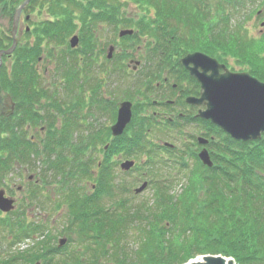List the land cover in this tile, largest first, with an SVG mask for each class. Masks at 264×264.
I'll list each match as a JSON object with an SVG mask.
<instances>
[{
	"label": "trees",
	"instance_id": "trees-1",
	"mask_svg": "<svg viewBox=\"0 0 264 264\" xmlns=\"http://www.w3.org/2000/svg\"><path fill=\"white\" fill-rule=\"evenodd\" d=\"M22 1L0 0L10 26ZM126 4L137 7L135 15L127 13ZM27 8L46 18L29 21L30 29L24 32L30 40H18L12 54L1 59L0 90L11 97L15 113L9 118L11 127L0 120V186L2 176L11 168L10 161L25 164L32 152L30 160L38 162L39 172L38 182L29 191L30 200L40 195L35 192L53 184L54 194L66 207L69 232L82 248L73 250L69 262L63 259L62 264H80L87 252L94 261L99 254L110 255L114 264H183L206 254L231 257L235 264H264V136L236 141L205 122L215 136L209 151L213 164L202 167V172L193 169L178 193H173L172 183L167 182L173 181L170 174L158 179L162 187L153 183L152 201L139 208L120 201L107 206L101 201L115 195L112 155L126 149L134 155L142 150L146 153L145 134L152 127L169 128L167 121L161 125L148 109L140 108L147 103L141 104L139 99L154 91L153 81L158 80L160 68L170 71L173 78L188 77L179 65L182 56L199 51L223 62L222 53L239 59L242 69L264 82V32L250 36L238 17L264 10V0H30ZM105 28L113 32V38L100 44V31ZM123 29L132 30V34L119 37ZM9 32L0 33V50L9 47ZM74 33L79 44L71 49L68 38ZM108 44H114L115 51L106 60ZM137 47L144 50L139 53L145 54V63L132 71L127 63ZM98 55L110 65L96 70L99 64L92 66V61ZM6 58H10L8 64ZM40 61L50 66L44 70L50 75L48 82L39 73ZM186 87L177 86L180 98L189 94ZM106 88H111L115 97L107 95ZM122 100L134 103V115L122 135L111 139L104 123L84 129L88 133L82 136L78 112L83 107L96 106L97 113L114 119L116 105ZM147 105L154 107L151 102ZM84 114L91 115L87 110ZM19 119L24 121L21 124L42 123L46 127L39 144L25 140L20 132L13 134L16 141L3 135L8 127L11 131L18 128L20 123L15 120ZM99 146L103 158L93 164V172L88 151ZM191 150L185 147L175 153L181 154V160L182 153L196 159ZM155 151L168 154L173 148L155 146ZM181 165V169L188 168L186 162ZM88 177L93 179V189L85 193L81 181ZM117 208L121 210L116 213ZM24 223L19 218L0 220L2 233H7L6 246L43 232L42 225ZM131 230L136 231L139 247L129 249L133 254L129 256L123 245V256H115L111 249L125 242ZM43 242L16 253L0 252V264H32L36 260L56 264L51 258L60 250L48 244L42 248Z\"/></svg>",
	"mask_w": 264,
	"mask_h": 264
},
{
	"label": "rangeland",
	"instance_id": "rangeland-1",
	"mask_svg": "<svg viewBox=\"0 0 264 264\" xmlns=\"http://www.w3.org/2000/svg\"><path fill=\"white\" fill-rule=\"evenodd\" d=\"M224 3H225V1H224ZM28 4H29V1L21 10V14L19 17V23H18V33L16 35L17 40H16L15 47L17 46L18 40H21V42H23V43L27 42V40H30V38H28L26 36V34H25L26 32H24V30L28 31L30 29L29 28L30 27L29 21H38L40 19L46 18V16L44 14H37L36 11L31 12L30 10H28V8H27ZM123 8L127 11V13L132 14V15H135V13L137 11V7H135L133 4H126V6ZM261 14L262 15L260 16L259 19L255 18V16L251 13L250 14H243L245 17L243 15L238 16V17H240V20H243L242 24L244 25V27L247 28L248 34L250 36H258L264 32V24H262V22H264V14L263 13H261ZM10 29H11V26L9 24V21L4 16L3 12L0 9V33H2V31L8 32ZM100 35L102 36L100 38V41H101L100 44L109 38H113V32L109 29H106V28L100 31ZM10 38H11V36H10ZM70 38L68 39V46L70 45V43H69ZM256 39H258V38H256ZM258 40H256V42ZM143 41H144V45H147V43H145V41H146L145 38ZM11 43H12V38L9 42V45H8L9 47L11 46ZM15 47H14V49H15ZM70 48L72 49L73 47L70 46ZM106 48L107 49H111V48L115 49L114 44H108ZM253 49H255V48L253 47ZM4 50H6V49H4ZM13 50H12V52H13ZM217 51L220 54V50L217 49ZM12 52L8 55H11ZM259 54H262V52H259ZM8 55H1V57L2 58L8 57ZM205 55L208 57H212L208 54H205ZM221 56H222L221 59H223V62L225 61L226 65L223 62L218 61L216 58H215V60L217 62L221 63V65H223L230 72H247L244 69H242V65L238 64V62H240L239 59L231 57L230 55L224 56V55H222V53H221ZM111 57H112L111 55L106 54V60L111 59ZM133 59H139L140 64L143 63L142 57L138 58V55H135ZM9 60H10V58L4 59V63L8 64ZM39 63H40L39 64V66H40L39 73H40V75L43 74L42 80L44 82H48L50 75L46 74V71L44 72V70L50 69L49 68L50 66L48 67L49 64L46 63L45 61H40ZM97 63L99 65H98V67L95 66L96 70H101L102 66L110 65L107 61H104V59L100 55H98L96 57V61L94 63L92 61V66L97 64ZM129 67L131 68L132 65H129ZM160 67H162V66H160ZM188 67H192V64L187 63V67L184 66V68H183L184 72L188 75V77L184 76L185 74L184 75L182 74L183 77L180 76L179 78H178V76L173 78L171 76V74H167V72H165V68H160V76L158 77V80L153 81L154 82L153 87L155 86L153 92H155L157 94H154L153 92H151V93L147 92L146 98H144V96L141 95V97L139 99L141 104H142V102H146L147 104L149 102H151L154 107H148V105L144 103V104H142V106L140 108L142 110L148 109L149 113H151V111H156V110L160 111V110H158V107H156V106L160 105V101L163 103L164 100H170L171 99L172 94H169L168 86H170V84H172V83L186 84V85L190 86V88L195 87V89L198 90L200 82L197 80V78H195L193 76V74L189 73ZM196 70L200 71V68L196 67ZM41 83H42V81H41ZM117 84H115V85H117ZM162 86H164L165 88H163ZM110 89L106 88V93H107V95L112 96ZM86 96H87V91H86ZM112 97H115V95H113ZM144 99H146V100L143 101ZM159 107H161V106H159ZM116 109H117V107H116ZM86 110H87V112L91 113L90 116H88V114L87 115L84 114L86 112ZM131 110H132L131 116H133L134 115L133 107H131ZM142 110L139 111V114L142 112ZM160 112H163V111H160ZM172 112L175 113V109ZM78 113H79L78 114L79 120H80L79 122L81 123V129H82L81 131H82L83 137H84L85 133H88V131H85L86 129H88V128H99V127H101L100 125H103L104 123L106 125L110 126L112 122L114 123V120L116 118L115 117L114 119H111L110 115L106 116L102 113H97L96 106L95 107L90 106V107H88V109H87V107H83V109H81ZM115 115H116V112H115ZM111 120H113V121H111ZM154 121L156 123L155 119H154ZM3 122L6 123V125L8 126L9 125L8 123H10L11 120L8 119V121H3ZM21 123H24V121H22ZM39 124H40V126H38L37 124L34 125L31 123L30 124L31 129H32L33 125L36 128H39V127H41V125H43L42 123H39ZM128 124H130V122ZM25 127H26V124H20L18 126V131L20 133L22 131L25 132V134H27V136L32 134V130L27 131ZM130 130H132V128ZM202 130H205L207 132L206 136L204 135L203 132H201ZM189 131H191L192 134H195V135L188 136L191 138V142L188 141V142L182 143V134L187 133ZM14 132H15L14 128L11 131V129L8 127L6 130V133L3 135L5 137H10L11 139H14L16 141V136L13 135ZM191 132H189V133L191 134ZM145 136L147 139L145 142L146 143L148 142V144L145 145V150H146L145 152L147 154L143 153V150H142L141 153L136 152L134 155L126 149V150H121L120 152H117L114 155H112V158H113L112 163L114 164V170L112 172V175L115 178V182H113V181L112 182H113V186H114L113 187V193L115 192V195H114V198L112 200L110 199V197H109V199L107 197L106 198L103 197L101 199L103 204H105L107 206H109V205L112 206L114 204L113 202L120 201V202H126V206H131V207L136 206L137 208H139V206H141V204L143 205L144 203H146V201H152L151 195L154 194V188H152L151 186H153V183H158V185L161 186V183L158 181V179L159 178L162 179L163 177H167L170 174L174 177L173 181H171V182L167 181V182L172 183L173 193H175V194L178 193L180 191V188L186 184V182H187L186 179H188V177H190L189 174L191 173V171L193 169L197 168L201 172L205 171V169L202 167L206 168L207 165L204 164L202 162L201 158L198 156L199 152H201L200 148L205 146V147H208L207 149H208V151H210V148L212 147V146H210V143L212 140L214 141V139H215L213 131H212V129H210V126H208L207 123L203 124V126L201 124H198V126H195V125L194 126H187L186 129L182 128V127L174 129L173 127H170V126L167 129L159 128V127H157V128L152 127V129L149 130V132H147V134H145ZM203 137H206V138L210 137V138H212V140L210 141V139H209L208 142H204V140H203V142L199 141V139L201 140V139H203ZM164 142H167V143L174 146L173 152L168 153V154L163 152V151L153 152L155 150V146L156 147H164V144H163ZM182 145H185L189 152H192V150H191V148H192L191 145H192L194 147L193 151H194V153H196L195 154L196 159L193 158L191 155L188 156L187 154L182 153V155H184V156H183V160H181V157H182V156H180L181 154L179 156L177 154H179V152L181 153ZM150 148H152V150H151L150 154H148V150ZM197 151H198V155H197ZM175 152H177V154ZM88 154L91 156L92 161H93V163L90 166V170L92 169V171L94 172L96 167L93 164H95L97 161H99L103 157L101 147L99 149L97 148L96 150H94V149L89 150ZM173 154H175V155H173ZM148 155H150V156H148ZM207 156H208L209 160L213 163V160H212L209 152H208ZM165 158L170 159V161L166 160L167 162L165 161V163H162L161 160H163ZM116 160H117V162H116ZM126 160L133 161V166H130L128 168H121L119 166V162L125 163ZM142 161H143V164H142ZM182 162H186V164L188 165V168L181 169L180 167L182 166L181 165ZM13 163L14 162L11 163V161H10V164H11V170L10 171L12 174L10 175L9 174L10 171H9L5 175H3L1 179L3 182H4V180H7L9 185H4V187L10 186V187H8L7 190H11L14 197L16 199H20V202L22 203L25 192L28 191L27 190L28 187L24 186V183L22 181L24 180L26 175H29L30 173H32L34 171H30V169H29L28 172L23 176V179L21 181H18V179H16V178L20 177V176L18 175L17 170H15L12 167ZM195 172H196V170H195ZM35 177H37L36 173H35ZM91 179L92 178L88 177L87 179L85 178V179H82V181H81V185L85 188V193L89 192V190L91 188V183L93 180V179L92 180ZM195 179L197 180L198 176ZM153 181H158V182H153ZM142 183H146V185L144 186ZM1 185H3V184L1 183ZM20 185H23L22 186L23 189L17 190V186H20ZM141 185H143L142 190H139L136 193L134 190L138 189L139 187L141 188ZM0 187H3V186H0ZM30 189H32V188H30ZM43 191L41 193H40V191L35 192L37 195L38 194H40V195H38L35 198H32V200H30V198H29L26 201V204L20 203V206L17 205L16 210L9 212L10 216H7V218L12 220V221L16 218L21 219L22 218L21 215H23V213L25 214V212L26 213L28 212V214L29 213L33 214V217H32V219H33L35 217V215L38 213L39 216L36 215V217H38V220L42 224H44V226L46 227V230L48 229V232L51 231L53 229V227L49 226L50 225V219L53 216H55V217L61 216L64 218L65 214H66V207L64 210L65 205L63 206L61 199L54 194V185L53 184H48L45 188H43ZM50 195H51V198L55 197L54 200L50 201V199L48 198ZM21 205L22 206L24 205L22 207V210L21 209L18 210L21 207ZM54 205H56L55 208H54ZM60 205H62L61 208L57 209ZM118 210L120 211L121 209L117 208L116 213L118 212ZM63 211H64V213H63ZM60 214H63V216ZM44 216L47 218V220L45 222H42L41 220ZM3 218H5V216L3 213L0 212V220ZM56 222H57V225L54 226L55 227L54 230H52L51 234H49L51 236L49 242L45 240L46 243L42 246V248L47 246L46 244H48L49 246H51V244L56 245L57 240L59 238L67 237L68 238L67 242H65L60 247L61 248L60 253L63 254L62 251H64V258L67 259L73 250L78 249L80 251L82 248H79L78 242L76 241L74 235L67 233V232L63 233L64 234V235L62 234L63 236L59 235L60 231L63 228H65L64 227L65 223H64V220H62V218H61V220H58ZM164 222H166V221H164ZM130 233H129L127 240L125 242H121V244L116 245L115 247H113L111 249V251L114 253L115 256H123V249H121V248H123V245L124 246L126 245V247H127L126 252H127V255H129V256L133 255V254H131L129 249L135 250L139 247V244L137 242V238L134 237L136 234V231L131 230ZM6 236H7V233L6 232L2 233V231L0 229V252L5 250L6 252L13 251L16 253L17 251H21L23 248L26 249V247H29V245H31L33 242L32 240L24 241L25 238H20L19 240L21 242L23 241L22 245L11 246V248H9L8 246L5 245ZM51 238H53V241ZM50 241H51V243H50ZM89 257H90L89 253L88 252L85 253L81 258L80 264L91 263V261H88V262L86 261L87 259H89ZM110 257H111L110 255H105V257H104L102 254H99L97 264H114L112 258H110ZM62 259H63V257H62ZM62 259L59 262H61ZM36 261H38L40 264H43L40 260H36ZM32 264H34V262ZM51 264H54V263H51ZM56 264H58V261ZM91 264H93V263H91Z\"/></svg>",
	"mask_w": 264,
	"mask_h": 264
},
{
	"label": "water",
	"instance_id": "water-1",
	"mask_svg": "<svg viewBox=\"0 0 264 264\" xmlns=\"http://www.w3.org/2000/svg\"><path fill=\"white\" fill-rule=\"evenodd\" d=\"M28 1L24 0L14 11L10 31L12 43L8 49L0 50V64L1 55L10 54L15 47L19 15ZM131 33V30H123L119 35ZM77 41V36H72L69 40L70 46H76ZM181 62L185 67H187V63L192 64V67H188L189 73L193 74L200 82L201 96L193 101L205 103L206 109L199 112L201 117L209 119L235 140H254L264 134L263 82L250 76L247 72H230L215 59L198 52L186 55L181 59ZM196 67H199L201 71L198 72ZM219 69H222L221 73ZM5 107L0 97V114L7 113L4 111ZM130 119L131 104L129 102L120 103L116 121L110 128L112 135H120ZM199 141L203 142L202 139ZM198 156L204 164L211 165L205 151L200 152ZM132 164V162H125L121 167L128 168ZM12 207V200L4 197V191L0 189V210L7 212ZM63 243L64 240L61 239L59 244L62 245ZM197 258L200 259L196 260ZM183 264H234V262L225 256L206 254L190 259Z\"/></svg>",
	"mask_w": 264,
	"mask_h": 264
},
{
	"label": "flooded vegetation",
	"instance_id": "flooded-vegetation-1",
	"mask_svg": "<svg viewBox=\"0 0 264 264\" xmlns=\"http://www.w3.org/2000/svg\"><path fill=\"white\" fill-rule=\"evenodd\" d=\"M114 51H115V49H114ZM113 51V52H114ZM113 52H112V54H113ZM131 63V60L129 59L128 60V63H127V65L129 66V65H132V64H130ZM130 68V67H129ZM167 74H171V72L170 71H168L167 72ZM172 76V75H171ZM173 77V76H172ZM177 86H181L182 88L183 87H186L187 88V93H189L188 95H186V96H184V97H181L180 98V94H179V92L177 91ZM163 88H165L164 86H162ZM170 87L173 89V91H171L170 90V88H169V86H168V90L171 92V93H173V92H175L174 93V95L172 96L171 95V99L170 100H164V102L162 103L161 101H160V105L159 106H161V107H159V106H156V107H158V110H160V111H163V112H160V111H152L151 112V114L152 115H154V117L155 118H157V121L161 124V125H165V121H167V123H168V125L170 126V127H173L174 129H177V128H181L182 127V125H186V126H188L189 124L190 125H193L192 123L195 121V119H196V114H197V112H198V110L201 108V109H203L204 107L203 106H198V105H194V104H190V103H186V98H188V97H193V98H197L198 96H199V92H200V90H199V87H198V90H196L195 89V87L194 88H190V86H188V85H186V84H177V83H172V84H170ZM115 93V92H114ZM171 93H169V94H171ZM178 96V97H177ZM0 97H1V101H2V103L3 104H5V108H4V111L5 112H7L6 114H0V120L2 119V121H8V119L9 118H11L12 117V115L15 113V104L11 101V97L9 96V94H7V92L6 91H4V90H0ZM108 98V97H107ZM182 102H183V104H182ZM118 104L119 103H117V105H116V107H118ZM203 105V104H202ZM163 106V107H162ZM174 109H175V113H173L172 111H174ZM117 110V109H116ZM8 111H10V112H8ZM161 114V115H160ZM157 116V117H156ZM115 117H116V115H115ZM159 119V120H158ZM10 120H12V119H10ZM17 123H20V122H22L23 120H15ZM115 121V120H114ZM21 124V123H20ZM113 124V122L111 123V125ZM111 125L110 126H108V125H106V126H108L109 128V134H110V138L112 139V136H111V131H110V127H111ZM38 126H40V125H38ZM26 130L28 131V130H32V134H30L29 136H27V134H25V132H21V134H23V136H24V138H25V140H29L31 143H36V144H39V141L41 140V138H42V136L44 135V133H45V130H46V127L44 126V125H41V127H39V128H36L35 126H33L32 127V129H31V126H30V123H26ZM15 129V132H19L18 131V128H14ZM190 135H193V134H189V136ZM110 139V140H111ZM191 142V138L189 137L188 138V136H183L182 135V143L183 142ZM108 143L109 142H107L106 143V145L104 146V150L107 148V146H108ZM28 146V145H27ZM188 146V145H187ZM184 147H186L185 145H182V149L181 150H183L184 149ZM191 147H192V149L194 148L192 145H191ZM203 147H201L200 149H202ZM206 148V150L208 151V147H205ZM199 149V150H200ZM209 152V151H208ZM102 153H103V151H102ZM197 154H198V151H197ZM33 156H34V154L31 152L30 153V157H32L33 158ZM30 157H29V160L26 162L25 161V164H21V163H18V162H16V161H14V163H13V168L15 169V170H17V172H18V175L20 176V177H17L16 179H18V181H21L22 179H23V176L28 172V170L30 169V171H34L35 173H36V175H37V172H39V168H38V162H35V164H33V162L30 160ZM28 158V157H27ZM103 158V157H102ZM101 158V159H102ZM112 159V161L111 162H113V158H111ZM116 162H117V160H116ZM98 165V164H97ZM121 165V162H119V166ZM10 170H11V168H10ZM9 170V171H10ZM34 172H32V173H30L29 175H26L25 176V178H24V180L22 181L23 183H24V186H27L28 188H27V192H25V195H24V197H23V199L25 200V202H24V204H26V201L30 198V193H29V191L31 190L32 191V189H33V184H36L37 182H38V176L37 177H35V173ZM9 174L11 175L12 173H11V171L9 172ZM17 174V173H16ZM113 180H114V182H115V178L113 177ZM26 184V185H25ZM4 185H9V183L7 182V180H4V182H3V187L1 188L2 190H4V196L5 197H7V198H10L11 200H13L14 201V206H15V210H16V207H17V205H19L20 206V199H16L15 197H14V195H13V193H12V191L11 190H7L8 189V187H10V186H8V187H4ZM146 185V183L144 184V186ZM22 186L23 185H20V186H17V190H19V189H23L22 188ZM92 186V185H91ZM32 188V189H30V188ZM12 188V187H11ZM142 188V187H141ZM30 189V190H29ZM93 189V187H91V189L90 190H92ZM26 190V189H25ZM89 190V192H91ZM142 190V189H141ZM54 198L55 197H52L51 199H50V201L51 200H54ZM61 199V198H60ZM61 202H62V199H61ZM147 202V201H146ZM144 203V202H143ZM22 204V203H21ZM62 205L64 206V203H62ZM62 205H60L57 209H60L61 208V206ZM24 206V205H23ZM22 205H21V207L18 209V210H22V207H23ZM56 207V205H54V208ZM64 210H65V206H64ZM2 213V212H1ZM63 213H64V211H63ZM4 214V216H5V218H7V216H10L9 215V213H3ZM36 215H38V213L36 214ZM36 215H35V217L32 219V217H33V214L32 213H29L28 214V212L26 213L25 212V214L23 213V215H21V219H23V220H25V225L26 226H28V225H32V226H35V225H42V227H44L43 228V232L42 233H36V234H34V235H30V236H27L26 238H25V240L24 241H26V240H32L33 242H32V244L31 245H29V247H26V249L25 248H23L21 251H24V250H27V249H33L35 246H36V244L38 243V242H41V241H44L43 243H45V240L46 241H48L49 242V240H50V235L49 234H51V232H52V230H54V226H56L57 225V222L56 221H58V220H61V218H62V220H64V223H65V225H64V227L65 228H63L61 231H60V233H59V235H62L63 233H70L69 232V221H68V216H66L65 215V217L63 218V217H61V216H57V217H55V216H53L51 219H50V225L49 226H52L53 227V229L51 230V231H49L48 232V229L46 230V227L44 226V224H42L39 220H38V217H36ZM60 215H62L63 216V214H60ZM39 216V215H38ZM47 220V218L44 216L43 218H42V222H45ZM64 235V234H63ZM62 235V236H63ZM67 236V235H66ZM52 239V241H53V238H51ZM62 238H59L58 240H57V244L56 245H52L51 244V246H49L50 248H57V249H61L60 247H61V245L59 244V241L61 240ZM63 240H64V243L65 242H67V240H68V238L67 237H63ZM50 243H51V241H50ZM63 243V244H64ZM23 244V241L21 242L20 240H17V242L13 245V246H17V245H22ZM62 244V245H63ZM55 246V247H54ZM11 248V247H10ZM10 252H13V251H10ZM61 251H58V253H55V255L51 258V261L52 262H55V263H57V261H58V264H62V262H59L61 259H62V257H63V259H65L64 258V251H62V253L63 254H61L60 253ZM62 259V260H63ZM68 262H69V259H66ZM97 260H98V258L94 261V260H92V258L91 257H89V259H87L86 261L88 262V261H91V263H93V264H97ZM85 261V262H86ZM36 262V261H35ZM34 262V263H35ZM91 263H89V264H91Z\"/></svg>",
	"mask_w": 264,
	"mask_h": 264
},
{
	"label": "bare ground",
	"instance_id": "bare-ground-1",
	"mask_svg": "<svg viewBox=\"0 0 264 264\" xmlns=\"http://www.w3.org/2000/svg\"><path fill=\"white\" fill-rule=\"evenodd\" d=\"M250 75V74H249ZM250 76H252V75H250ZM252 77H254V76H252ZM255 78V77H254ZM257 79V78H256ZM258 80V79H257ZM260 81V80H259ZM260 82H262V81H260ZM200 258H197L196 260H199Z\"/></svg>",
	"mask_w": 264,
	"mask_h": 264
}]
</instances>
